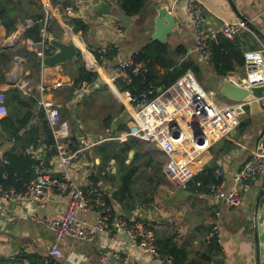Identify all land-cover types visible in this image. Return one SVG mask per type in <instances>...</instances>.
Segmentation results:
<instances>
[{"label": "crops", "instance_id": "0c3cea01", "mask_svg": "<svg viewBox=\"0 0 264 264\" xmlns=\"http://www.w3.org/2000/svg\"><path fill=\"white\" fill-rule=\"evenodd\" d=\"M42 6H47V0H40ZM189 1H194L203 11L204 28L208 34L217 32L225 22L242 21L244 17L247 30L241 35L242 50L255 51L264 49V0H147L144 13L136 17L126 16L119 5L113 4L110 15L98 13V3L94 0L71 1L66 6L51 2V10L55 13L51 26L52 40L56 39L69 44L75 37L84 40V49L72 62L56 67H44L41 74L29 77L26 70L27 59L18 54L21 47H30L31 41L25 39L24 24L18 25L17 32L8 36L0 22V96H6L5 105L0 102V121L12 113L25 115L27 112L38 114L42 110L41 100L48 101L52 106L59 108L61 123L58 139L73 138L76 150H83L79 161L69 168L70 175L78 185L93 182L97 178L98 186L102 187L110 200L119 188L121 177L120 166L112 160L100 172L101 158L96 155L95 147L100 146L106 135L105 121L111 116L115 121L121 120L131 129L116 133L117 136L137 131V112L129 104H125L111 90V78L115 66L123 61L132 60L136 54L153 41L155 34L157 6L167 7L175 19V28L164 44L169 45L168 61L176 67L183 63H192L199 68V82L212 79L217 83V92L220 94V82L225 80L217 75L211 66V61H205L196 49L195 33L191 18L187 11ZM71 12V13H70ZM126 16L129 24L122 21ZM73 20H82L89 26L86 36L76 35ZM244 22V21H242ZM121 31V34L119 33ZM258 32V33H257ZM263 39H262V38ZM113 46H115L113 48ZM105 51V60L100 58ZM117 51L113 57L107 54ZM54 52L56 50L54 49ZM99 54V56L97 55ZM145 64V63H144ZM144 64H141L142 66ZM153 68L157 76H167L166 67L156 65ZM98 73V82L89 86L87 90L76 98L68 88L72 79L79 76V70ZM139 70L136 74H146ZM173 69H170L172 71ZM198 78V77H197ZM237 84L246 85L245 68H238L236 72L228 74ZM24 82H30L33 90L31 96H25L21 90ZM62 82L63 88L53 86ZM45 87L42 95L37 93L39 86ZM118 86V82L116 83ZM155 87V86H154ZM163 85L156 86L161 90ZM20 90L24 102L31 103L39 100L38 104L21 106L19 101L12 100L15 90ZM260 99L264 96V89H253ZM129 93H132L129 91ZM226 101V100H225ZM223 103L222 106L232 105ZM243 132L237 129L235 136L231 134L206 149L195 160V167L202 172L209 166L224 171V182L227 188L233 183L234 174L250 160L257 146L258 136L264 131V113L252 115L250 108L242 116ZM172 125H181L193 128L191 116H185L169 122L161 129L160 138L164 146H168V132ZM112 129V128H111ZM135 138L141 141V146L130 152L126 165L133 163L137 152L143 157L136 162L138 173L135 175L132 186L131 207L122 206L112 199L115 217L110 228L98 234L92 241H74L65 238L58 244L66 264H156L152 255L134 246L130 236L117 226L118 220L127 222L137 221L140 225L152 226L161 241H170L184 252L181 258L185 264H256V233L261 246V264H264V197L261 199L258 210V197L264 182V172L257 180L251 183L249 190L243 193V202L238 208H230L227 204L218 201L210 192H192L170 188L172 182L165 172L168 160L160 142H148L138 137H127L121 142ZM97 140V141H96ZM115 142V141H106ZM225 142L235 145V148L225 153ZM154 146L157 152L163 154L166 162L158 160L147 148ZM21 144L6 137L0 124V164L5 154L15 151L21 152ZM44 148L47 157L48 150ZM196 149L193 144L186 143L177 156L194 158ZM48 170L58 175L59 168L56 158L47 160ZM160 165V166H159ZM107 168L110 171H107ZM158 189L157 197L154 192ZM157 192V191H156ZM70 193L52 198L47 204L39 205L30 202H0V264L13 262L15 264H40L48 256L50 248L56 243L54 232L49 223L60 219L70 201ZM125 203H129L125 201ZM82 218L91 227L97 222L95 214H87ZM216 234L219 238L220 251L209 252L210 237ZM116 256H121L117 260ZM57 264L63 262L57 261Z\"/></svg>", "mask_w": 264, "mask_h": 264}, {"label": "built area", "instance_id": "2783aa9c", "mask_svg": "<svg viewBox=\"0 0 264 264\" xmlns=\"http://www.w3.org/2000/svg\"><path fill=\"white\" fill-rule=\"evenodd\" d=\"M80 3L82 0H79ZM100 3L99 0H94ZM113 4H118L119 0H109ZM52 0H47L45 15L41 20H30L24 24L27 30L30 27L40 24L42 49L38 53L42 62L52 50V38L50 33L51 24L54 22L55 13L51 10ZM59 5H63L65 0H56ZM187 11L191 18L192 28L195 33V43L197 51L205 61H211L212 53L209 41L219 35L227 39H236L247 30L246 23L225 22L217 32L208 34L204 28L203 11L194 1H189ZM71 13V12H70ZM121 34V31H119ZM115 46H113L114 48ZM100 58L105 60V51L100 52ZM245 73L247 77L246 86L253 89H264V49L246 51ZM139 70H145L144 65H135V61L126 60L115 66L111 78V90L125 104H129L137 112L135 119L138 129L124 136L115 135L110 128L106 129L103 141H119L127 137H138L148 142H160L163 151L168 157L165 165V172L168 179L180 190H189L191 183L199 173L195 167L196 158L206 149L223 139H227L231 134L239 129L242 124V116L247 113L248 105L244 103H233L230 106H221L215 103L212 96L203 88L192 71H188L178 79L173 85L156 90L150 85L146 90L136 94L129 93L128 90L121 91L116 85L121 81L127 85L133 82L134 76ZM62 82L56 83L55 89L61 88ZM21 90L25 96L33 93L30 82H24ZM87 86L74 91V96L78 98L86 90ZM45 92L43 84L37 88V93L42 95ZM6 96H0V102L5 105ZM264 109V96L260 98ZM42 111L53 130L55 145L54 157L59 168V174L53 175L48 170V163L45 158L43 147L30 145L26 148V153L31 155L38 164L35 166L36 177L27 186L24 192H17L15 189L0 188V202H30L39 205L47 204L54 197H61L70 193V201L60 219L52 220L49 223L50 229L54 232L56 243L50 248L41 264H57L63 262L64 256L58 244L65 238L74 241H92L99 233L110 228V223L115 217V210L108 202L104 189L93 182L78 185L70 175L69 168L74 162L82 157L83 150H76L73 138L65 141L58 139L59 126L61 123L60 110L52 106L48 101L41 100ZM191 116L193 128L181 125H172L168 132L169 144L164 146L160 138L161 129L172 120ZM38 124V119H32L27 131H31ZM186 143L193 144L196 149L194 158L177 156L176 153L183 150ZM5 162L3 159L1 163ZM107 171H110L107 168ZM264 172V131L258 136L257 146L250 160L246 162L233 176V183L230 188L224 182V171L216 169L213 179L207 185L209 192L220 202L227 204L230 208H238L243 202V193L249 190L251 183L258 179ZM197 187H203L202 182L196 183ZM95 214L97 222L88 227L87 223L79 216ZM119 226L126 232L134 246L153 256L156 264H176L171 256L162 254L158 246V238L150 225H140L137 221L127 222L118 220ZM121 260V256H116ZM7 264H15L8 262ZM23 264V263H18Z\"/></svg>", "mask_w": 264, "mask_h": 264}, {"label": "trees", "instance_id": "16d2710c", "mask_svg": "<svg viewBox=\"0 0 264 264\" xmlns=\"http://www.w3.org/2000/svg\"><path fill=\"white\" fill-rule=\"evenodd\" d=\"M71 1L73 0H65L66 6L67 4L70 5ZM52 2L56 3V0H52ZM147 3V0L118 1L121 11L131 18L142 15L146 9ZM44 15L45 7L42 6L40 0H0V22L5 28L8 36L17 32L18 25L21 22H26L29 19L38 21L41 20ZM73 22L75 34L82 37L86 36L89 32V26L82 20H73ZM52 24L51 26H53ZM41 30L42 25L40 24H36L27 29L24 37L31 41V46L28 48L24 46L18 50V54L27 59L26 70L29 72V77L41 74L43 69L42 59L38 55L42 49V41L40 37ZM50 33H53L51 27ZM209 47L212 53L210 64L220 77L226 78L228 74L236 72L238 68L245 67V52L242 50L243 43H241L240 37L231 40L219 35L217 38L209 41ZM53 53L54 48H52L47 54L51 55ZM116 54L117 51H111L107 55L113 57ZM168 54V44L153 41L150 45L139 51L133 59L135 65L145 63L149 68L148 72L146 74L142 73L138 76H134L133 82L130 85L119 81L118 88L121 91H131L133 94L146 90L150 85L155 87L163 85V88H167L173 85L188 71H192L196 78L198 77L197 80L199 81L200 72L197 66L192 63H183L181 66L176 67L173 62L168 61ZM97 55L99 56V54ZM79 56L78 60L80 61ZM154 64L166 67L169 71L167 76H157L156 71L153 69L155 67ZM170 69L173 70L170 71ZM98 79V73L88 71L86 68H81V70H79V76L72 79L71 85L68 88L71 97L74 95V91L79 90L84 86H93L98 82ZM21 93L22 92L18 89L10 96L12 100H18L21 106L30 107L39 103V100L37 99L32 100L31 103L24 102L21 98ZM32 119H38V124L31 131H27V126ZM115 119L116 118L111 116L106 119V129L112 128V125L116 122ZM0 124L2 125L6 137L21 144L20 153L11 151L5 154V162L0 164V188H13L17 192H24L27 189V186L36 177L35 166L38 164L31 155L26 153V148L30 145L36 147L45 145L48 150L47 157L45 155V158L46 160H49V157H53L55 153L54 150L51 149L55 145L53 130L42 110L39 111L38 114L27 112L25 115L14 112L12 115L2 119ZM245 126V124L244 126L241 125L239 131L243 132ZM129 129L131 128L128 127V124L126 125V123H124L123 125H120L114 133L116 134ZM141 143V141L131 138L124 143L119 141L104 142L100 146L94 148L96 155L102 160L100 172H102L112 160H115L120 166L121 177L118 184L119 188L114 192L112 199L120 203L124 208H130L131 204H133V202H131V186L139 169L136 166V162L143 156L137 152L133 163L130 166L126 165V160L128 159L130 152L137 149V147H140ZM225 144L226 146L223 149L225 153H228L235 148V145H232L229 142H225ZM215 171L214 167L209 166L202 172L198 173L194 178V181L190 184L191 188L189 190L192 192H209L207 185L213 179ZM97 180V178H93L95 183H97ZM198 182H202L204 186L197 187L196 183ZM112 199H108L110 204H112ZM125 201H128L129 203H125ZM208 245L209 252L221 250L219 238L215 233L213 234V237H210ZM158 246L160 252L171 256L176 264H185V261L181 259L184 256V252L176 245L172 244L170 241H161L158 238ZM42 261L43 259L40 264Z\"/></svg>", "mask_w": 264, "mask_h": 264}, {"label": "water", "instance_id": "95a60500", "mask_svg": "<svg viewBox=\"0 0 264 264\" xmlns=\"http://www.w3.org/2000/svg\"><path fill=\"white\" fill-rule=\"evenodd\" d=\"M98 4V13L103 15H110L111 8L113 7L112 2L109 0H99ZM235 12H237L236 8L232 0H230ZM157 16H156V27L155 34L152 39L161 43H166L168 40V36L173 32L175 28V19L172 14L169 12L167 7H162L160 5L157 6ZM238 13V12H237ZM239 14V13H238ZM240 15V14H239ZM239 18L244 21L248 26H251L250 23L242 16ZM122 21L125 24H129L130 22L124 15L122 17ZM258 33V32H257ZM262 38V37H261ZM263 39V38H262ZM264 41V39H263ZM52 47L56 50L51 55H47L43 60L44 67H56L59 65H65L73 60H75L79 54L83 51L85 45L84 40L81 37H77V39L73 40L71 43L66 44L59 40H52ZM220 82V95L226 98L228 101L232 103H244L247 104L250 108L252 115H259L260 113H264V109L261 105L260 99L254 94L253 90L247 87L245 84H237L232 81L230 78H224ZM122 124L121 120H117L112 125V130L117 131L118 127ZM237 130L232 134L235 136ZM97 141V140H96ZM264 197V182L262 184L261 190L259 192L258 197V205L257 210L260 204L261 199ZM256 264H261V246L258 233H256Z\"/></svg>", "mask_w": 264, "mask_h": 264}, {"label": "rangeland", "instance_id": "374dc122", "mask_svg": "<svg viewBox=\"0 0 264 264\" xmlns=\"http://www.w3.org/2000/svg\"><path fill=\"white\" fill-rule=\"evenodd\" d=\"M202 86H203V88L210 94L211 92H214L215 94H216V92H217V83H216V81L215 80H212V79H209V80H206V81H204V83H201V82H199ZM64 87V86H63ZM63 87H61V88H63ZM212 99H213V101L215 102V103H217V104H223V103H227V104H231V101H228L226 98H224L223 96H221L220 94L219 95H215V97H213L212 96ZM226 100V101H225ZM222 106V105H221ZM230 106V105H229ZM156 157H157V159L158 160H161V161H163V163H165L166 162V158H165V156L163 155V154H160V153H158L157 152V149L154 147V146H149V147H147ZM172 187L173 188H177L176 187V185H174L173 183H172V185L170 186V188L172 189ZM178 189V188H177ZM178 190H180V189H178ZM157 191V192H156ZM155 193H156V195H157V197H160L161 195L160 194H158V189L156 188V190H155V192H154V195H155Z\"/></svg>", "mask_w": 264, "mask_h": 264}, {"label": "bare ground", "instance_id": "6f19581e", "mask_svg": "<svg viewBox=\"0 0 264 264\" xmlns=\"http://www.w3.org/2000/svg\"><path fill=\"white\" fill-rule=\"evenodd\" d=\"M75 39H77V38L75 37Z\"/></svg>", "mask_w": 264, "mask_h": 264}]
</instances>
